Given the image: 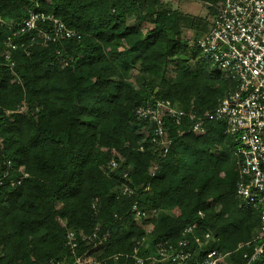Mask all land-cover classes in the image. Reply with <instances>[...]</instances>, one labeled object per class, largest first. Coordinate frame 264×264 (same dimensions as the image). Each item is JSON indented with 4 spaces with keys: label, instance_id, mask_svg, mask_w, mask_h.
Masks as SVG:
<instances>
[{
    "label": "trees",
    "instance_id": "obj_1",
    "mask_svg": "<svg viewBox=\"0 0 264 264\" xmlns=\"http://www.w3.org/2000/svg\"><path fill=\"white\" fill-rule=\"evenodd\" d=\"M167 4L0 0V175L10 173L0 188V264H172L159 250L188 240L185 252L197 254L196 239L229 254L221 264H247L252 248L239 246L260 224L237 199L234 138L220 123L197 134L187 121H168L166 149L137 115L165 101L203 116L232 89L199 60L197 43L211 27ZM31 12L76 36L44 45L38 31L19 34ZM39 28L54 35L51 21ZM135 205L145 218H135ZM251 264H264V255Z\"/></svg>",
    "mask_w": 264,
    "mask_h": 264
},
{
    "label": "built area",
    "instance_id": "obj_2",
    "mask_svg": "<svg viewBox=\"0 0 264 264\" xmlns=\"http://www.w3.org/2000/svg\"><path fill=\"white\" fill-rule=\"evenodd\" d=\"M48 21L53 22V36L52 31L45 32L39 28ZM19 29V34L38 31L37 39L44 40V45L49 41L56 43L71 40L76 36V32L67 29L53 16L37 12H31ZM197 44L200 49L199 60L215 67L222 77L232 83V89L224 95L217 107L198 116L189 115L170 102L156 101L141 107L137 115L155 125L151 142L166 149L172 143L166 128L168 121L176 127H181L187 121L190 132L197 134H203L210 123H220L224 125V134L234 138L236 147L233 157L240 175L237 199L241 206L252 208L259 215L260 225L256 236L251 242L239 246V249L245 246L252 248L250 253L244 255L247 264H251L264 255V0H224L215 8L210 32ZM8 47L13 51L16 49L11 39H8ZM5 60L11 67L14 66L10 53L5 55ZM7 164L10 166V163ZM108 168L115 171L119 165L116 160H112ZM9 175L8 171L0 175V188ZM124 192L128 193V189ZM132 212L135 218L146 217V213L136 205ZM194 229L196 226L186 228L184 238L192 234ZM75 238L74 233H69L68 244L73 251L77 247ZM82 238L86 240L84 236ZM204 239L210 240L211 235L207 234ZM196 243L197 254L185 252L188 248L186 240L181 241L177 247L160 249L159 256L172 264H221L229 257V254L216 250L205 251L199 239H196ZM193 259L195 261H191ZM137 263L143 264V259L138 258ZM49 264L65 263L51 261ZM73 264L88 263L76 259Z\"/></svg>",
    "mask_w": 264,
    "mask_h": 264
},
{
    "label": "rangeland",
    "instance_id": "obj_3",
    "mask_svg": "<svg viewBox=\"0 0 264 264\" xmlns=\"http://www.w3.org/2000/svg\"><path fill=\"white\" fill-rule=\"evenodd\" d=\"M165 2H168L167 5L172 9H179L190 18H195L197 20L205 22L206 25H208V28H210L213 24V19L215 16L214 12L217 6H211L210 3H205L202 0H192L190 2H169L167 0ZM211 7L214 9V12L210 10ZM185 35L190 38H193L194 36L193 32L189 30L185 33ZM212 69H215V67H213Z\"/></svg>",
    "mask_w": 264,
    "mask_h": 264
}]
</instances>
